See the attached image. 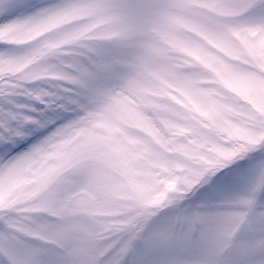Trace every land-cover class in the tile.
Segmentation results:
<instances>
[{
  "label": "clouds",
  "instance_id": "9594fccd",
  "mask_svg": "<svg viewBox=\"0 0 264 264\" xmlns=\"http://www.w3.org/2000/svg\"><path fill=\"white\" fill-rule=\"evenodd\" d=\"M52 3L59 5L55 14L0 34L13 41L0 76L43 96L69 75L79 53L114 54L113 71L91 83L62 136L12 176L0 171V205L15 200V209H40L16 218L26 230L48 235L58 218L43 210L80 193L87 212L66 218L118 225L132 233L130 248L139 240L149 249L166 247L171 227L150 225L176 201L177 190L191 192L220 166L264 148V14L195 15L171 0ZM191 169L201 175L187 186ZM258 192H264V157L254 164L248 196ZM233 227L203 225V252L189 264H226L236 250L227 235ZM257 253L248 258L264 260Z\"/></svg>",
  "mask_w": 264,
  "mask_h": 264
},
{
  "label": "snow or ice",
  "instance_id": "6c2138e0",
  "mask_svg": "<svg viewBox=\"0 0 264 264\" xmlns=\"http://www.w3.org/2000/svg\"><path fill=\"white\" fill-rule=\"evenodd\" d=\"M171 4L195 15L205 12L215 13L216 16L239 15L250 10L264 14V0H171ZM225 4L227 10L221 7ZM58 8L55 3H40L38 0H0V34L26 28L41 16L55 14ZM0 44L10 46L0 50V62H4L13 41L0 36ZM79 55L83 59L69 65V75L43 96L33 95L29 85L15 78L0 76V171L6 168L12 176L29 156L62 136L80 113L82 98L91 83L113 71L108 61L114 54ZM184 154L189 155L187 151ZM224 168L220 166L216 172ZM199 175L198 169L188 170L184 185L191 186ZM169 187L175 188V184L170 183ZM187 193L186 187L182 186L177 190L176 200ZM15 203L13 200L7 205H0V264H125L131 249L128 246L131 232L118 225L93 227L85 221L65 217L66 213L75 217L78 212H87L86 200L80 193L69 194L60 208L43 210L58 218L46 229L48 235L26 230L16 218L19 211L36 212L40 209H15ZM237 203L245 206L246 210L214 215L196 213L182 217L170 225L171 233L165 238L171 243L189 242L198 226L208 222L214 225L228 222L234 227L227 235L235 239L242 225L248 221L252 238L236 243L235 259L231 264H252L247 258L264 252V212L259 213L254 221L250 220V212L256 203L255 195L244 197ZM130 227L134 230L136 226ZM200 235L206 237L204 228ZM32 241L51 245L52 248L34 246ZM169 264L189 262L174 260ZM258 264H264V260Z\"/></svg>",
  "mask_w": 264,
  "mask_h": 264
},
{
  "label": "rangeland",
  "instance_id": "374dc122",
  "mask_svg": "<svg viewBox=\"0 0 264 264\" xmlns=\"http://www.w3.org/2000/svg\"><path fill=\"white\" fill-rule=\"evenodd\" d=\"M40 3H52L55 0H38ZM6 46L0 44V50ZM83 59V58H81ZM26 102V101H25ZM264 157V149L248 153L242 159H237L227 164L224 169L213 175L206 176L200 184L169 207L162 209L153 218L150 227L166 228L176 223L182 217H188L196 213L202 215H214L224 211H244L245 206L237 203L240 199L248 196L254 178V164ZM264 212V192L256 194V203L250 212V220H255L259 213ZM203 226L193 234L189 242L177 241L163 248L149 249L143 240L135 243L127 254L125 264H169L174 260H191L200 256L204 249L203 238L200 231ZM252 233L247 226H243L237 233L236 243L248 241ZM34 246L51 249V245H42L32 241ZM258 257V253L254 254ZM47 258V257H45ZM235 259V253L226 261L231 264ZM252 264H258L259 258H247Z\"/></svg>",
  "mask_w": 264,
  "mask_h": 264
}]
</instances>
